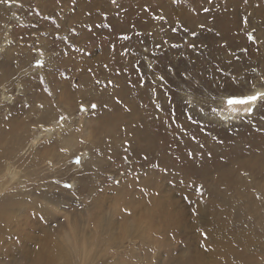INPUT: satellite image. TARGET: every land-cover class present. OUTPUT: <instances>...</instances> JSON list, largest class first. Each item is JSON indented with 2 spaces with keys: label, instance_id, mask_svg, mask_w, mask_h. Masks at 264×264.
I'll list each match as a JSON object with an SVG mask.
<instances>
[{
  "label": "rangeland",
  "instance_id": "rangeland-1",
  "mask_svg": "<svg viewBox=\"0 0 264 264\" xmlns=\"http://www.w3.org/2000/svg\"><path fill=\"white\" fill-rule=\"evenodd\" d=\"M146 115L157 139L142 154ZM192 155L199 168L184 164ZM0 158L6 194L25 198V238L68 248L74 264H152L144 238L156 248L166 232L178 243L153 264H229L201 229L185 231L195 218L235 225L234 251L264 264L245 245L264 240V0H0ZM146 159L196 179L144 189ZM148 193L149 235L129 232Z\"/></svg>",
  "mask_w": 264,
  "mask_h": 264
},
{
  "label": "bare ground",
  "instance_id": "bare-ground-1",
  "mask_svg": "<svg viewBox=\"0 0 264 264\" xmlns=\"http://www.w3.org/2000/svg\"><path fill=\"white\" fill-rule=\"evenodd\" d=\"M225 5H227V4H225ZM194 6H196V5H194ZM230 9H232V8H230ZM233 9H234V7H233ZM235 9H236V7H235ZM228 18H230V16ZM231 26H233V25H231ZM46 111H48L50 114H52V110L46 108ZM140 117L137 116V118H139V119H138V121H136L137 122L136 124L137 125L139 124L140 126L134 125L135 126L134 131L140 137L142 143H144L143 147H142L143 148L142 154H148L149 152H151V147L153 145L152 142H154V140L157 139V135L152 133L149 129V125L153 122V120L149 121L148 120L149 118L147 117V115L143 116L141 118ZM135 118L136 117H134V119ZM16 125H17L16 122L10 123L11 127H15ZM136 153L139 154L141 152L137 151ZM198 157L199 156L192 155L184 162V164L185 165L188 164L187 166H192V168L198 167V165H197ZM2 158H3V160H5L4 156ZM3 160L0 158V167H1V162ZM144 163H145V166H144V169H142L143 172L140 174L139 179H137V180L134 179V180L137 183L142 184V186H145L143 188L147 189V190L159 188L160 185L157 184V180L160 178L170 177L174 181V186H178V187H189L192 185V182L196 179L194 175H187L186 176L187 172H184V166L181 169L175 168L170 174L169 173L164 174V173H156V172L151 171V169H152L151 166L154 165V162L150 161L149 159H146ZM261 166H264V162H262ZM174 172H177L180 176H185V177H178V176L174 177L172 175V173H174ZM199 172H200V174H202V171H199ZM0 176H1V174H0ZM6 189H7V187L5 185L4 179L0 180V264H74V260L70 261V258L68 256L69 255V249L68 248L65 249L62 246H58L57 248H55V247L52 248L50 245H46V246L42 245V246L37 247L31 239L25 238V236H24V225H25L24 222L26 221V218L24 216H22V211H23V208L25 205L24 195L22 194L21 191L20 192L17 191L16 193H12V194H8V193L6 194ZM121 191L123 192L124 189H121ZM261 191L264 194V189H262ZM54 199L55 198L52 197V200H54ZM150 200H152V196L148 193V196L145 199V208L146 209H143L144 219L139 218L135 228H131L129 230V232L139 233L142 229L147 227V233L149 235L150 230H149L148 226L143 224V223L145 220H149V218L154 217L152 210L149 209V204L147 203ZM29 202H30L28 204L29 208H33L35 211L41 212L40 206H38L35 201L32 200ZM45 215L47 216V214H45ZM31 216H33V215H31ZM46 221H47V218L40 220L38 222V224H36L34 227L31 228L32 233H34L36 235L35 232L37 229L42 230V231H46V227H47ZM99 223H100V217H99ZM166 225H168V224H166ZM149 226H150V224H149ZM179 227L180 226H177L175 229H172V230L176 231L177 228H179ZM167 229H168V226H167ZM186 229L188 232H191V233H197L201 229L204 232V235L206 237V241H205L204 246L209 247L211 245H215L216 250L221 254L222 258L227 263H229V264H252L249 260L243 259L234 251V247L237 244V240L235 237V233L237 232V230H236L235 225H227L223 221H218L213 226L208 225V224L206 225V224L200 223L195 218V219H193V222L191 223V225L188 224V226H186L185 231H186ZM165 230H166V228H165ZM257 231H258L257 228L254 227L253 232H257ZM161 235H162V237L165 236L164 232L162 230H161ZM167 235L168 234L166 232V236ZM166 236L162 239H156V241H157V247L156 248L153 245L149 244V242L147 240L148 238H144V251H145L146 255L152 261V264L154 263V261L157 258H162L164 256L163 253H162V255L159 253L162 251L158 248L163 246L162 250L169 252L170 249L168 248V246L173 247L174 244H172V243H178L177 238L170 241V243L167 242ZM139 239H142L141 241L143 243V237H140ZM47 242L49 243V242H51V240L47 239ZM258 242H259L258 245L255 246L254 242L248 238L245 241V245L247 247L254 248L255 251H257V252H264V240H259ZM180 247H181L182 251L186 250L185 246L183 244L180 245ZM79 255H80V253L78 255H76L75 257H78ZM186 255H188V254H186ZM217 256H218L217 259L219 261H222L220 259L219 255H217ZM201 257H202V255L200 253L197 254V256H196V258H201ZM172 258H174V257L172 256ZM120 259H121V261H118L114 264H126L125 262H122V260H127L128 257L122 256ZM189 260H191V259H189ZM180 261H181V259L178 261V263ZM161 263H162V261H161ZM99 264H105V261H101ZM131 264H141V263H140V261H134ZM174 264H175V262H174ZM179 264H189V261L184 260V262L179 263ZM191 264H203V262L201 259H197L194 262H192Z\"/></svg>",
  "mask_w": 264,
  "mask_h": 264
},
{
  "label": "snow or ice",
  "instance_id": "snow-or-ice-1",
  "mask_svg": "<svg viewBox=\"0 0 264 264\" xmlns=\"http://www.w3.org/2000/svg\"><path fill=\"white\" fill-rule=\"evenodd\" d=\"M37 67H43V62H39L38 61L37 62ZM257 99H258V97L256 95H251V96H247V97H245L243 99H233V98H230V99H228L227 103H228L229 106L234 105V104H248V103L256 102ZM91 107L93 109H95L97 107V105L96 104H92ZM79 110L80 111H86L87 109L84 107L83 104H81ZM59 119L64 120V119H67V117H63L62 116ZM81 142H83V141H81ZM61 151H63V149H61ZM79 162L80 161L78 160L77 163H79ZM119 183H120L119 181H116V184L117 185H119ZM200 191L201 192L203 191L202 186H201ZM129 215H130V213H129Z\"/></svg>",
  "mask_w": 264,
  "mask_h": 264
},
{
  "label": "clouds",
  "instance_id": "clouds-1",
  "mask_svg": "<svg viewBox=\"0 0 264 264\" xmlns=\"http://www.w3.org/2000/svg\"><path fill=\"white\" fill-rule=\"evenodd\" d=\"M127 228V226L125 225V226H122V230H124V229H126Z\"/></svg>",
  "mask_w": 264,
  "mask_h": 264
}]
</instances>
